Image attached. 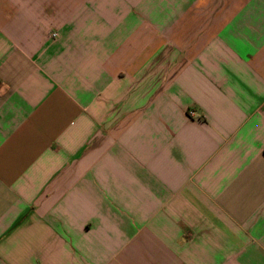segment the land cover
<instances>
[{
	"label": "crops",
	"instance_id": "0c3cea01",
	"mask_svg": "<svg viewBox=\"0 0 264 264\" xmlns=\"http://www.w3.org/2000/svg\"><path fill=\"white\" fill-rule=\"evenodd\" d=\"M0 264H264V0H0Z\"/></svg>",
	"mask_w": 264,
	"mask_h": 264
},
{
	"label": "built area",
	"instance_id": "2783aa9c",
	"mask_svg": "<svg viewBox=\"0 0 264 264\" xmlns=\"http://www.w3.org/2000/svg\"><path fill=\"white\" fill-rule=\"evenodd\" d=\"M51 36H56L55 34L51 35Z\"/></svg>",
	"mask_w": 264,
	"mask_h": 264
}]
</instances>
